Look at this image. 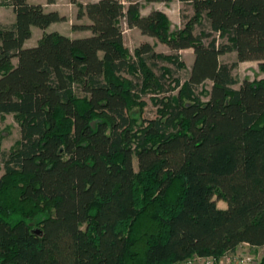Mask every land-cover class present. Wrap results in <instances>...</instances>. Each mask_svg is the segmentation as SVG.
Instances as JSON below:
<instances>
[{
  "label": "trees",
  "instance_id": "trees-1",
  "mask_svg": "<svg viewBox=\"0 0 264 264\" xmlns=\"http://www.w3.org/2000/svg\"><path fill=\"white\" fill-rule=\"evenodd\" d=\"M126 1L78 3L88 23L72 27L90 35L71 38L45 31L65 21L57 11L0 0L14 14L0 23V114L20 134L2 161L0 264H182L264 246V77L232 88L239 62L264 74V0H178L192 15L175 30ZM122 22L173 53L141 42L131 54ZM32 27L42 36L24 46ZM189 48L183 80L155 72L157 60L184 68L177 52ZM145 95L157 115L136 125Z\"/></svg>",
  "mask_w": 264,
  "mask_h": 264
},
{
  "label": "rangeland",
  "instance_id": "rangeland-1",
  "mask_svg": "<svg viewBox=\"0 0 264 264\" xmlns=\"http://www.w3.org/2000/svg\"><path fill=\"white\" fill-rule=\"evenodd\" d=\"M79 1L82 0H58L56 5L54 6L56 9L59 10L58 13L63 14L65 17V21L58 22L53 26L55 30H58L59 32L69 34L71 32L77 31L72 26L76 24H80L83 22H86L85 18L77 19V4ZM140 1V0H138ZM71 2H75V5H72ZM141 2H144L143 0ZM166 8L165 11L167 12V17L170 21V26L172 30L182 28L185 24L186 20L192 15V9L189 4H183L178 0H170L166 2ZM163 7V6H161ZM0 18H3L5 22L10 21L11 14L10 12L6 10H0ZM123 27V22H122ZM201 29L200 26H195V33L197 34L199 30ZM39 30L37 28H34L33 34L28 41L29 46H33L34 42H36V38L38 35ZM156 39H153L152 41L155 42ZM157 41V40H156ZM158 42V41H157ZM157 42L154 43V46H156L155 51L157 52H163L165 54H171L173 53L171 50L168 49V47H161ZM160 43V42H159ZM126 44L127 49L132 54L134 50L135 41H133L129 36L126 37ZM139 43L137 44V46ZM180 60L184 64V68L177 69L173 64L167 62V61H161L157 60L155 61V67L154 70L157 74L160 73L161 67H168L171 70V74L173 78H178L180 80H183L186 77L187 71L190 69V66L193 61V50L192 49H183L177 52ZM235 53L229 52L226 54H223L219 57L221 62L224 63H232L235 61ZM15 61V60H13ZM232 75L234 78L235 83L232 85V88L237 89L240 85V83L244 79L248 80H259L264 77V74L260 71L258 67L257 61H243L237 63V65L232 70ZM126 77H130L126 74ZM173 86V84H172ZM211 82L205 81L203 84L195 88L194 95H196L201 101L207 100V93L210 90ZM176 89L170 91V92H162L157 93L154 97L161 98L168 95H176ZM142 101H144V105H134L131 109V114L135 118L136 125H141L142 119H151L154 118L157 115V109L159 108V105H156V103L152 100V96L145 95L142 98ZM20 138L19 134V122L15 118L14 114H0V176L3 174V158L4 155L8 153V151H11L15 149L18 145V141ZM133 168L137 170V163L135 158L133 159ZM216 204L218 207L225 206V203L221 200H216ZM238 247V246H237ZM237 252L244 253L247 255H250L253 257V262L256 263L260 260V258L264 255V246L263 247H249V246H240L236 248ZM226 256V255H225ZM225 256H222L220 259H223ZM190 264H201L202 261H200L198 258H190ZM182 264H187L186 262ZM223 264H226L223 262ZM235 264V263H230Z\"/></svg>",
  "mask_w": 264,
  "mask_h": 264
},
{
  "label": "crops",
  "instance_id": "crops-1",
  "mask_svg": "<svg viewBox=\"0 0 264 264\" xmlns=\"http://www.w3.org/2000/svg\"><path fill=\"white\" fill-rule=\"evenodd\" d=\"M29 3H33V4H41L43 6V8L46 10V11H57L59 12L58 9H56L54 6L56 5V3L58 2V0H55V3L53 4H47L46 3V0H27ZM91 1H97V0H82V1H79V3L81 4H86L88 2H91ZM125 6L127 5V1L126 0H120ZM142 0L139 1L140 3V8H139V12L142 16H145L147 15L150 11L156 9V10H160L162 12H164L166 15H167V12L165 11V8H166V2H150V3H145V2H141ZM75 2H71L72 5H75L74 4ZM163 6V7H161ZM0 10H6L8 12H10L11 14V19L10 21L8 22H5L3 21L4 19L3 18H0V23H3V24H8V23H11L14 21V14H13V10H12V7L11 6H0ZM60 14V13H59ZM62 16H64L63 14H60ZM1 17V16H0ZM87 22V20H86ZM58 22H55V23H52L50 24L46 29L45 31L46 32H52V31H57L59 32L58 30H55L53 28V26H55V24H57ZM88 23V22H87ZM34 28H37V27H32L31 28V36L33 34V30ZM123 40H124V45L127 47V44H126V37L129 36L133 41H135V45H134V48L137 47V44L138 43H141V42H148L150 43L151 45L154 46V43L157 42L155 40V42H153L152 40L155 39L153 37H150V36H147V35H144V34H141V32L139 31V29L133 27V28H128L125 24V22H123ZM39 31L38 35H37V38H36V42L40 39V37L42 36V33H43V30L37 28ZM63 35H66L68 37H71V38H78V37H85V36H89L90 35V32L88 30H77V31H74V32H71L69 34H65V33H62V32H59ZM30 36V38H31ZM27 39L24 43V46H29L28 45V41L30 40ZM34 42V44L36 43ZM161 47H166L165 44H162V43H159L157 42ZM154 49H156V46H154ZM15 61H13V63H15ZM225 206H221L220 208H224ZM240 246H248L247 244L243 243V244H240L238 247ZM237 247V248H238ZM224 263H226V261H224ZM226 264H230V263H226Z\"/></svg>",
  "mask_w": 264,
  "mask_h": 264
},
{
  "label": "built area",
  "instance_id": "built-area-1",
  "mask_svg": "<svg viewBox=\"0 0 264 264\" xmlns=\"http://www.w3.org/2000/svg\"><path fill=\"white\" fill-rule=\"evenodd\" d=\"M198 258L200 261H202L201 264H223L224 261L226 263H235V264H255L253 262V257L244 253L237 252L235 250L231 254H227L223 259H215L213 257H194ZM187 264H190V260L186 261Z\"/></svg>",
  "mask_w": 264,
  "mask_h": 264
},
{
  "label": "water",
  "instance_id": "water-1",
  "mask_svg": "<svg viewBox=\"0 0 264 264\" xmlns=\"http://www.w3.org/2000/svg\"><path fill=\"white\" fill-rule=\"evenodd\" d=\"M34 232L35 233H40V230L39 229H35Z\"/></svg>",
  "mask_w": 264,
  "mask_h": 264
}]
</instances>
